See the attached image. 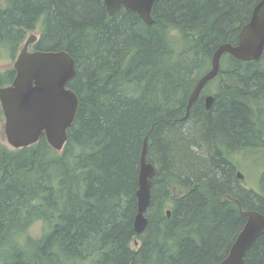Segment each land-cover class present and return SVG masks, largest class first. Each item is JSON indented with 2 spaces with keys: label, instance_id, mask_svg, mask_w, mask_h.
Here are the masks:
<instances>
[{
  "label": "trees",
  "instance_id": "1",
  "mask_svg": "<svg viewBox=\"0 0 264 264\" xmlns=\"http://www.w3.org/2000/svg\"><path fill=\"white\" fill-rule=\"evenodd\" d=\"M257 1L155 0L148 25L125 9L110 16L103 0H5L0 50L13 59L40 23L33 49L73 57L69 87L79 106L61 151L44 135L20 148L0 139V264L220 263L246 219L237 201L264 213V161L256 167L250 155L248 171L238 153L264 151V53L257 61L224 53L209 108V86L188 112L187 98ZM168 26L182 34L179 52L165 39ZM14 75L0 71V86ZM145 136L157 171L137 234ZM235 168L253 171L255 187L241 184ZM170 187L181 194L170 196ZM37 221L43 233L34 238ZM244 261L264 264V232Z\"/></svg>",
  "mask_w": 264,
  "mask_h": 264
},
{
  "label": "water",
  "instance_id": "2",
  "mask_svg": "<svg viewBox=\"0 0 264 264\" xmlns=\"http://www.w3.org/2000/svg\"><path fill=\"white\" fill-rule=\"evenodd\" d=\"M155 0H103L110 16L125 9L136 13L144 23L151 25ZM36 36L28 37L13 63L15 75L12 81L0 86V107L4 116L3 133L12 148L29 146L44 135L55 151H61L67 142V130L73 124L78 111V97L69 87L76 73L75 60L65 50H29ZM228 53L243 61H257L264 53V0L252 7L248 20L241 25L235 42H223L212 53L210 68L195 83L187 99L186 112L202 92L205 84L220 70L221 56ZM213 95L204 97L209 108ZM148 139L144 137L139 160L138 187L136 189V213L133 227L141 234L147 224L146 211L152 196V182L157 166L148 160ZM239 176H241L238 173ZM245 222L239 230L227 254L219 264H245L246 251L264 232V213L241 208ZM170 216V210H166Z\"/></svg>",
  "mask_w": 264,
  "mask_h": 264
},
{
  "label": "rangeland",
  "instance_id": "3",
  "mask_svg": "<svg viewBox=\"0 0 264 264\" xmlns=\"http://www.w3.org/2000/svg\"><path fill=\"white\" fill-rule=\"evenodd\" d=\"M5 5V0H0V6H4ZM30 35H35L38 39L39 35H40V23L35 26L34 29L32 30H28L26 33H25V40L30 36ZM23 39V41H24ZM20 44L18 50H20L21 46L23 45V42ZM35 43V42H34ZM34 43H31L29 45V50H34L33 49V44ZM2 52H5L3 51L2 49L0 50V71H4L5 69H8V68H13V63H14V60H15V57L16 55L18 54L19 51H17V54L15 55V57L12 59V58H9V55L6 54L7 52L5 53H2ZM219 84V79H216V80H212L210 83H208L206 86H209L210 88V91H212L210 94L214 93L216 91V88H217V85ZM3 124H4V117L0 120V139H1V142L6 145L7 147L9 148H12L11 146H9V144L6 142V139L4 137V133H3ZM240 153V156L243 157L242 161L244 162V166L246 167V169L248 171H250V164L251 162L248 161L250 155L254 157V162H255V166L257 167L258 164H260V162L264 161V151L261 152H255V151H252V152H249V150H246L244 152H238ZM240 174L241 176V184L245 185V187L249 188V189H252L251 186L254 188L255 187V179L256 177L253 175V171L249 173L245 172L244 169H237L235 168L234 169V174L237 176V174ZM255 174V173H254ZM256 175V174H255ZM239 176V175H238ZM237 176V177H238ZM239 179V177H238ZM169 194L170 196H173L175 197L176 195H180L182 190H180L179 188L175 187H170L169 188ZM258 192V191H257ZM167 205L170 204V202L168 201L166 203ZM31 230V231H30ZM29 230V234L31 236L34 237L33 234H35V238H38L42 235L43 233V229H42V223L41 222H35L33 224V226L30 228ZM138 242H140V240H137Z\"/></svg>",
  "mask_w": 264,
  "mask_h": 264
},
{
  "label": "clouds",
  "instance_id": "4",
  "mask_svg": "<svg viewBox=\"0 0 264 264\" xmlns=\"http://www.w3.org/2000/svg\"><path fill=\"white\" fill-rule=\"evenodd\" d=\"M165 39L170 44L171 47H173L176 52L180 51V48L182 47V34L178 28L175 26H168L165 30ZM31 231V230H30ZM34 238H35V234ZM23 235L16 237V242L20 245H23Z\"/></svg>",
  "mask_w": 264,
  "mask_h": 264
},
{
  "label": "flooded vegetation",
  "instance_id": "5",
  "mask_svg": "<svg viewBox=\"0 0 264 264\" xmlns=\"http://www.w3.org/2000/svg\"><path fill=\"white\" fill-rule=\"evenodd\" d=\"M126 11H127V10H126ZM30 36H31V35H30ZM30 36H29V37H30ZM36 39H37V37H36ZM24 41H25V39H24ZM24 41H23V42H24ZM36 41H37V40H36ZM36 41H35V42H36ZM33 43H34V42H33ZM29 45H30V44H29ZM212 80H214V77H213L211 80H209V81L205 84V86H206L208 83H210ZM203 89H204V88H203ZM208 94H210V93H206V94L204 93L203 98H204L206 95H208ZM211 95H213V94H211Z\"/></svg>",
  "mask_w": 264,
  "mask_h": 264
},
{
  "label": "bare ground",
  "instance_id": "6",
  "mask_svg": "<svg viewBox=\"0 0 264 264\" xmlns=\"http://www.w3.org/2000/svg\"><path fill=\"white\" fill-rule=\"evenodd\" d=\"M114 16V15H113ZM188 99V98H187ZM139 172V171H138ZM135 231V230H134Z\"/></svg>",
  "mask_w": 264,
  "mask_h": 264
}]
</instances>
